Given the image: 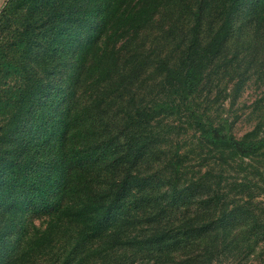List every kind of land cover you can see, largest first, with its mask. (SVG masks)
I'll use <instances>...</instances> for the list:
<instances>
[{
	"label": "trees",
	"instance_id": "16d2710c",
	"mask_svg": "<svg viewBox=\"0 0 264 264\" xmlns=\"http://www.w3.org/2000/svg\"><path fill=\"white\" fill-rule=\"evenodd\" d=\"M252 80L264 0H6L0 264H264V119L207 108Z\"/></svg>",
	"mask_w": 264,
	"mask_h": 264
},
{
	"label": "rangeland",
	"instance_id": "374dc122",
	"mask_svg": "<svg viewBox=\"0 0 264 264\" xmlns=\"http://www.w3.org/2000/svg\"><path fill=\"white\" fill-rule=\"evenodd\" d=\"M5 2L6 0H0V10L3 8ZM263 92V87L252 80L247 83L235 98L218 99L210 107L206 106L208 102L204 95L199 98V101L203 108H208V113L216 120L221 117L227 118L231 123L232 133L240 137L245 132L252 130L260 119H264V105L261 104V107L256 106V102L262 96ZM262 130H264V126ZM257 199L260 200V206L264 210V194L258 196ZM28 216L36 223L40 222L37 216L31 214ZM262 253L264 259V251ZM253 262L256 261L253 260ZM242 263L240 260H237L234 264Z\"/></svg>",
	"mask_w": 264,
	"mask_h": 264
}]
</instances>
